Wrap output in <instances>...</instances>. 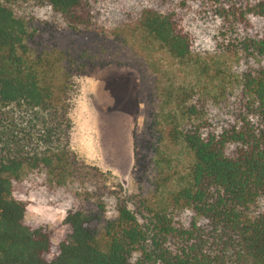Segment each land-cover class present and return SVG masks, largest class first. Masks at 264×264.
I'll list each match as a JSON object with an SVG mask.
<instances>
[{"label":"trees","instance_id":"obj_1","mask_svg":"<svg viewBox=\"0 0 264 264\" xmlns=\"http://www.w3.org/2000/svg\"><path fill=\"white\" fill-rule=\"evenodd\" d=\"M28 3L71 31L50 30V54L18 13ZM97 15L89 0H0V264H264V0L139 10L132 34L192 74L165 95L166 113H148L131 193L67 144L71 69L111 61L70 51ZM165 144L187 160L162 196L173 175L157 172ZM27 186L71 202L56 245L24 220Z\"/></svg>","mask_w":264,"mask_h":264},{"label":"rangeland","instance_id":"obj_2","mask_svg":"<svg viewBox=\"0 0 264 264\" xmlns=\"http://www.w3.org/2000/svg\"><path fill=\"white\" fill-rule=\"evenodd\" d=\"M89 1L98 15L89 32L72 36L74 46L70 51L83 52L93 62L111 61L105 65L87 63L82 71L71 69L66 81L69 89L63 94L69 103L67 144L85 164L108 172L131 193L136 191L135 163L140 153L137 140L148 113H166L165 95L184 80L187 84L192 71L185 64H171L157 47L148 48L131 32L139 10L154 6L158 0ZM18 13L29 19L31 30L41 36L37 41L44 42V53H52V28L71 34L48 5L28 3L20 6ZM164 146L158 160L165 163L157 172L173 175L171 183L163 187L162 196L178 186L187 160L178 145ZM157 172L151 170L149 180L153 182ZM19 197L27 203L25 222L45 227L56 245L67 233L63 218L71 202L61 194L32 186H27Z\"/></svg>","mask_w":264,"mask_h":264}]
</instances>
